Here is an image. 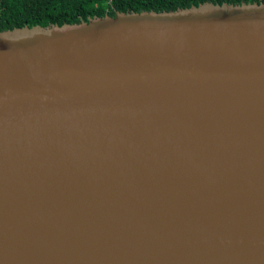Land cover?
<instances>
[{"label":"water","instance_id":"obj_1","mask_svg":"<svg viewBox=\"0 0 264 264\" xmlns=\"http://www.w3.org/2000/svg\"><path fill=\"white\" fill-rule=\"evenodd\" d=\"M0 264H264V3L0 31Z\"/></svg>","mask_w":264,"mask_h":264},{"label":"trees","instance_id":"obj_2","mask_svg":"<svg viewBox=\"0 0 264 264\" xmlns=\"http://www.w3.org/2000/svg\"><path fill=\"white\" fill-rule=\"evenodd\" d=\"M204 2L264 3V0H0V31L34 25L87 22L119 12L176 10Z\"/></svg>","mask_w":264,"mask_h":264}]
</instances>
